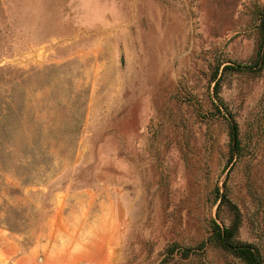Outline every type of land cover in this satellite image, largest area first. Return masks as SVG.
I'll return each instance as SVG.
<instances>
[{"label":"rangeland","instance_id":"1","mask_svg":"<svg viewBox=\"0 0 264 264\" xmlns=\"http://www.w3.org/2000/svg\"><path fill=\"white\" fill-rule=\"evenodd\" d=\"M263 31L264 0H0V264H244L214 224L264 264Z\"/></svg>","mask_w":264,"mask_h":264},{"label":"trees","instance_id":"2","mask_svg":"<svg viewBox=\"0 0 264 264\" xmlns=\"http://www.w3.org/2000/svg\"><path fill=\"white\" fill-rule=\"evenodd\" d=\"M259 56V65L261 66L264 60V31L261 38ZM225 70L242 71L232 67H227ZM237 133V127L234 124L231 132L234 148L238 145ZM214 231V240L222 249L240 259L244 264H261V256L258 249L252 244L235 241L233 239V228L220 229L219 226L214 224Z\"/></svg>","mask_w":264,"mask_h":264}]
</instances>
